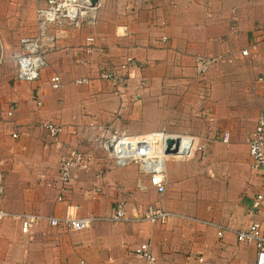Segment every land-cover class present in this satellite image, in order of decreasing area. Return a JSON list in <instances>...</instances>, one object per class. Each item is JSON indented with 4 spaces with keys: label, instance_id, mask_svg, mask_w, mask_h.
I'll use <instances>...</instances> for the list:
<instances>
[{
    "label": "crops",
    "instance_id": "obj_1",
    "mask_svg": "<svg viewBox=\"0 0 264 264\" xmlns=\"http://www.w3.org/2000/svg\"><path fill=\"white\" fill-rule=\"evenodd\" d=\"M55 33L38 80L10 91L4 101L12 102L0 106L3 208L43 218L27 235L14 218L1 223L0 264H148L132 253L142 243L156 264H253L255 249L237 242L236 233L254 220L264 223V208L251 212L261 177L249 168L250 134L237 125L243 114L253 119L250 127L256 123L247 108L264 76V0H106L93 25L56 27ZM246 49L248 56H241ZM198 58L206 63L203 73ZM104 72L116 79H101ZM54 75L60 78L55 90ZM82 79L87 83H75ZM144 103L154 111L168 108L166 120L179 112L185 135L207 144L166 162L163 194L136 165L118 166L102 146L116 133H143L135 123ZM7 117L12 122L4 128ZM192 120L203 126L212 120L222 129L217 137L198 135L188 128ZM49 123L62 128L55 139L43 127ZM225 131L229 148L221 149L216 141ZM70 150L89 162L73 171L58 201L60 158ZM118 204L128 222L109 220ZM149 205L170 218L145 221ZM68 216L91 224L71 232L48 223Z\"/></svg>",
    "mask_w": 264,
    "mask_h": 264
},
{
    "label": "built area",
    "instance_id": "obj_2",
    "mask_svg": "<svg viewBox=\"0 0 264 264\" xmlns=\"http://www.w3.org/2000/svg\"><path fill=\"white\" fill-rule=\"evenodd\" d=\"M106 0H96L91 3L89 0H38L36 7V24L38 33L33 37H24L19 41V52L15 58L17 68L14 72L15 82L32 83L38 80L40 73L47 66V44L51 43L52 38L48 36L47 30L56 27L79 28L83 25H93L96 22V14ZM56 36V33L54 34ZM87 41H93L88 38ZM162 41H165L163 39ZM255 46H252L254 48ZM89 51V49H88ZM249 50L241 51V56L246 57ZM126 61L129 63L130 58ZM198 72L206 70V63L202 58L197 60ZM116 74L104 72L100 78L103 80L116 79ZM76 84H86L87 80H76ZM50 87L58 89L60 78L57 75L51 77ZM261 97L264 100V81L261 84ZM8 117L12 112L8 111ZM44 129L52 139L57 138L62 128L54 124H45ZM13 139L17 138L16 133H12ZM220 142L229 144L230 137L228 132L220 134ZM173 139L174 145L169 152L166 151V140ZM248 156L250 159V170L261 177L260 191L255 194L251 202L252 214L261 212L264 208V111L259 112L256 123L248 139ZM108 150L114 162L118 166L136 165L139 173L148 178L150 186L158 194L165 192L166 186V162L170 158L182 160L191 157L196 151H201L196 140L192 136H182L168 134L165 131L151 132L146 135L113 134L111 138L102 144ZM89 159L80 152L70 150L60 158L59 172L56 177L58 185L57 200L62 201L72 181V173L76 169H86ZM4 188L0 176V225L8 218L19 221L20 230L23 234H29L35 226L40 224L42 217L33 214L12 216L2 205ZM170 213L149 205L143 219L150 223L164 224L169 218ZM111 222H128L124 204H118L110 215ZM50 226H61L66 231L80 232L89 228L90 218H76L73 216L65 217L62 220L50 219ZM222 237V231L217 233ZM236 240L239 243L253 246L255 249V259L253 264H264V223L259 220L252 221L245 230L236 233ZM132 253L146 261L148 264H156V259L151 252L150 245L142 243L137 245Z\"/></svg>",
    "mask_w": 264,
    "mask_h": 264
},
{
    "label": "rangeland",
    "instance_id": "obj_3",
    "mask_svg": "<svg viewBox=\"0 0 264 264\" xmlns=\"http://www.w3.org/2000/svg\"><path fill=\"white\" fill-rule=\"evenodd\" d=\"M36 7H37V0H0V106H4V104H7L9 106V104L12 102L10 100L4 101L5 97L6 98L8 97L10 91H12L17 87H21V85L25 86L30 84L25 82H15L13 80V77H14V72L17 68V65L15 63V58L19 52L20 39L24 37H33L36 36L38 33L37 24H36ZM50 29L53 28H49L47 30V34L51 37L54 31H50ZM261 80L264 81L263 75H260L259 78L257 79L258 82ZM261 100H263V98L261 97V91L256 94L254 93L252 103L249 102V106L247 108L248 110H251L250 112L253 114L252 117L255 115L254 116L255 119L259 114V112L264 111V107L260 109V106H262L263 104L261 103ZM193 106L196 105L194 104ZM221 106H226V105H221ZM139 111L141 113V118L137 123H135L136 125L135 129L143 131V133L137 135H146L151 132H158L162 130H165L167 133L168 132L167 130H171V129L172 132L169 131L168 133H173L174 135L181 134L182 136H187L185 134H189V133H184L183 131H186L184 130L185 129L184 126L178 124L182 122L180 118H177L178 116L177 113L179 112L177 113L170 112L169 113L170 115L169 117H167L168 119L166 120L165 116L169 112V109L166 108L165 106L164 108L161 109V111H159V108L157 111H154V108L148 106L147 103H144L142 104V106H140ZM172 114H176V117L174 118ZM194 118L197 119L196 116H194ZM183 121L185 122V120ZM211 121H206L209 122L207 125L206 122L205 123L203 122L205 124V126H203L202 124H200V121L192 120V122L195 123L192 127L190 126L188 128L192 131H197L199 133L198 135H201V133L203 134L205 133V137H207V134L214 133V136L217 137V135L215 134L218 132L220 133L222 127L220 128L219 126L218 128L214 127L217 125H213ZM11 122H12L11 118H8V119H2L1 123H4V128H5L6 123L9 124ZM252 122L253 119L249 118V115L243 114V116L238 119V124L240 123L241 124L239 126L237 125V127L247 128V131L249 132V134H251L255 126L254 123L253 126L250 127V124ZM167 123L168 125L169 123L172 124L166 127L160 126L161 124H167ZM1 132H4V130ZM2 134L4 135L5 133ZM131 135H135V134H131ZM216 137H212V138L215 139ZM236 140L238 144L239 141L237 138ZM216 142L218 143V145H223V146H219L221 149L229 148V146L221 144L220 141H216ZM197 144L198 147L202 148L201 151H203L204 146H207L205 142L204 144L197 142ZM170 159L172 160L176 158H170ZM6 174L7 172L3 169V164L0 161V176L2 180L1 181L2 185L4 184L3 183L4 179L7 177ZM158 208L162 209L161 207ZM144 210H146V208Z\"/></svg>",
    "mask_w": 264,
    "mask_h": 264
},
{
    "label": "water",
    "instance_id": "obj_4",
    "mask_svg": "<svg viewBox=\"0 0 264 264\" xmlns=\"http://www.w3.org/2000/svg\"><path fill=\"white\" fill-rule=\"evenodd\" d=\"M91 3L96 2V0H89ZM174 140L173 139H168L166 140V151L169 152L172 146L174 145Z\"/></svg>",
    "mask_w": 264,
    "mask_h": 264
}]
</instances>
